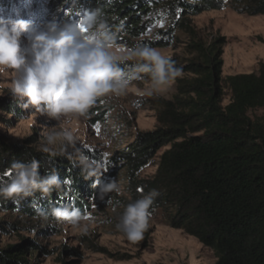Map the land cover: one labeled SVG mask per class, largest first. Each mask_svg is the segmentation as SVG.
<instances>
[{"label": "trees", "instance_id": "trees-1", "mask_svg": "<svg viewBox=\"0 0 264 264\" xmlns=\"http://www.w3.org/2000/svg\"><path fill=\"white\" fill-rule=\"evenodd\" d=\"M44 3L52 17L73 22L99 10L117 43L125 47L140 41L163 48L186 37L187 57H170L182 76L175 81L174 95L158 101V127L138 134L107 162L95 151L80 149L93 160L109 163L107 170L120 165L133 200L159 191L151 213L159 211L165 226L211 250L215 264H264V62L256 73L223 78L224 40L206 44L191 24L193 17L224 8L264 17V0H0V8L22 10L29 20L33 7L40 13ZM0 109L16 117L23 112L17 100H5ZM257 110L261 115L251 116ZM164 148L153 178L138 180L139 172ZM31 159L39 161L41 175L54 169L61 180L70 181L47 198L39 200L37 194L41 208L71 204L82 214L89 210L86 201L97 191L92 186L95 177L85 179L66 156L44 154L33 139L11 144L0 135V182L8 179L13 161ZM31 203L32 198H26L17 210L11 200L0 199V209L38 219ZM39 250L30 240L0 247V264H36Z\"/></svg>", "mask_w": 264, "mask_h": 264}, {"label": "rangeland", "instance_id": "rangeland-1", "mask_svg": "<svg viewBox=\"0 0 264 264\" xmlns=\"http://www.w3.org/2000/svg\"><path fill=\"white\" fill-rule=\"evenodd\" d=\"M6 4V3H5ZM44 3V7H45ZM9 7V4L4 5ZM37 8L30 14L35 25L51 20L49 8L40 9V18H36ZM2 16H21L27 19L24 11L13 9L4 11ZM57 19V18H56ZM61 21V19H57ZM72 21V19L70 18ZM191 24L199 39L208 44L213 39L224 40L222 46L221 76H235L256 73L260 63L264 62V17L238 15L228 8L209 11L191 18ZM163 48L164 54L180 59L187 57L185 36ZM124 46V45H121ZM125 47V46H124ZM182 74L179 76L181 77ZM11 74L0 76V103L5 100H17L22 115L16 117L0 109V135L11 144H24L33 139L34 146L41 150L46 133L65 127L64 120L56 121L25 108V99L15 98L9 91ZM143 85L134 84L126 95L98 98L87 116L73 118L67 125L78 138L77 148L95 151L107 162L115 154L132 143L140 133L155 130L158 101L168 100L175 93V83L169 90L156 96L141 94ZM224 104L229 94L225 93ZM257 110L252 115H261ZM71 149V148H69ZM168 148L161 149L152 162L137 176L146 181L153 178L157 171L159 157ZM72 150V149H71ZM104 166L102 182L117 180L121 191L110 192L103 200L96 195L86 203L88 232L81 234L67 224L47 222L40 219L16 214L0 209V247L6 248L22 243L23 240L36 242L40 250L36 252V264H215L211 250L202 246L194 238L180 230H174L162 223L160 212L151 214L149 227L139 241L127 240L115 224L123 206L132 199V189L125 170L120 166Z\"/></svg>", "mask_w": 264, "mask_h": 264}, {"label": "clouds", "instance_id": "clouds-1", "mask_svg": "<svg viewBox=\"0 0 264 264\" xmlns=\"http://www.w3.org/2000/svg\"><path fill=\"white\" fill-rule=\"evenodd\" d=\"M181 72L162 49L140 41L128 47L119 45L99 10L85 12L76 22L53 17L40 25L21 16L0 15V76L11 74L9 91L25 99V108L64 120L65 127L45 134L41 151L51 157L66 156L85 179L95 177L92 186L101 200L121 191V186L117 180L100 181L104 166L76 147L78 138L67 125L73 118L87 116L98 98L126 95L134 84L143 85L142 95L163 94ZM38 169L36 159L13 161L8 179L0 182V199L11 200L19 210L22 201L32 198L38 219L47 222L51 218L87 233V217L79 208L52 204L45 210L39 206L37 194L39 200L47 198L61 191L65 181L54 169L44 175ZM159 195L152 189L123 206L115 227L127 240L143 238Z\"/></svg>", "mask_w": 264, "mask_h": 264}, {"label": "snow or ice", "instance_id": "snow-or-ice-1", "mask_svg": "<svg viewBox=\"0 0 264 264\" xmlns=\"http://www.w3.org/2000/svg\"><path fill=\"white\" fill-rule=\"evenodd\" d=\"M65 183H70V181H65Z\"/></svg>", "mask_w": 264, "mask_h": 264}]
</instances>
